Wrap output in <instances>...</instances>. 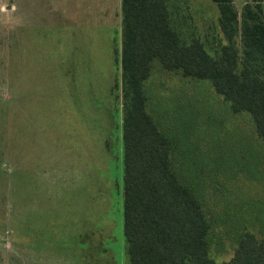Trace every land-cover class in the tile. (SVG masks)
<instances>
[{"label": "rangeland", "instance_id": "obj_1", "mask_svg": "<svg viewBox=\"0 0 264 264\" xmlns=\"http://www.w3.org/2000/svg\"><path fill=\"white\" fill-rule=\"evenodd\" d=\"M249 4L259 0H234L240 23ZM169 10L183 44L200 39L220 55L216 3L170 0ZM122 13L120 0H0V264H130ZM144 91L210 224V257L228 261L246 233L264 241V141L252 117L158 60Z\"/></svg>", "mask_w": 264, "mask_h": 264}, {"label": "trees", "instance_id": "obj_2", "mask_svg": "<svg viewBox=\"0 0 264 264\" xmlns=\"http://www.w3.org/2000/svg\"><path fill=\"white\" fill-rule=\"evenodd\" d=\"M212 1L228 40L218 56L211 55L200 39L181 42L171 22L170 0H122L123 226L130 264H264V241L251 233L241 238L228 261L210 257V224L202 204L179 180L173 167L175 144L147 110L144 82L158 60L165 70L210 81L234 114L252 117L264 141L262 5H247L240 23L234 0Z\"/></svg>", "mask_w": 264, "mask_h": 264}, {"label": "built area", "instance_id": "obj_3", "mask_svg": "<svg viewBox=\"0 0 264 264\" xmlns=\"http://www.w3.org/2000/svg\"><path fill=\"white\" fill-rule=\"evenodd\" d=\"M259 4L263 5V7H264V0H259Z\"/></svg>", "mask_w": 264, "mask_h": 264}, {"label": "crops", "instance_id": "obj_4", "mask_svg": "<svg viewBox=\"0 0 264 264\" xmlns=\"http://www.w3.org/2000/svg\"><path fill=\"white\" fill-rule=\"evenodd\" d=\"M120 6H121V8L123 7V5H122V0H120ZM123 14V13H122Z\"/></svg>", "mask_w": 264, "mask_h": 264}]
</instances>
